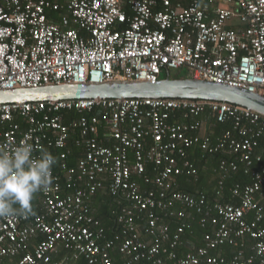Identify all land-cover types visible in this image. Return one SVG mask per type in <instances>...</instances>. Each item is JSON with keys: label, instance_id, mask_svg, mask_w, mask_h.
Listing matches in <instances>:
<instances>
[{"label": "built area", "instance_id": "obj_1", "mask_svg": "<svg viewBox=\"0 0 264 264\" xmlns=\"http://www.w3.org/2000/svg\"><path fill=\"white\" fill-rule=\"evenodd\" d=\"M49 13H57L59 20L52 21ZM183 67L193 79L264 97V0H205L202 7L200 0H0V90L113 81L154 84ZM70 113L76 117L65 123ZM203 116L232 129L212 144L208 135H200ZM72 132L82 155L70 167ZM26 136L61 152L52 171L53 188L39 193L32 214L0 218V264H73L79 258L87 264H264V206L259 201L264 156L256 152L264 139V117L258 113L180 99L0 104V144L19 143ZM196 147L230 157L219 166L220 189L240 167L250 177V184L232 190L238 205H210L203 194L175 191L177 177L197 174L187 155ZM148 164L156 173L155 189L142 191L135 179L150 182ZM106 182L111 197L128 203L119 206L111 237L88 205ZM175 204L195 210L202 215L200 224L213 228L204 248L181 257L176 249L185 226L171 234L164 218L154 213L173 217ZM184 215L179 211L177 218ZM246 239L253 242L248 257ZM224 246L234 248L231 258L210 255Z\"/></svg>", "mask_w": 264, "mask_h": 264}, {"label": "trees", "instance_id": "obj_2", "mask_svg": "<svg viewBox=\"0 0 264 264\" xmlns=\"http://www.w3.org/2000/svg\"><path fill=\"white\" fill-rule=\"evenodd\" d=\"M55 17V16H53ZM99 117L102 114L94 113ZM68 118L65 119V123L68 122V119H74L76 117L75 114H68ZM210 132L208 137L212 144H214L216 137L221 134L223 131L231 130L232 127L230 124H216L210 123ZM103 131L100 132V137H102ZM77 133L72 132L68 141V151L69 155L67 156L66 164L70 167L75 166L77 159L82 155L81 150L76 146ZM106 144V143H105ZM49 151L55 158L58 157L61 151L56 149H46ZM256 152L264 156V139H260L258 141V147ZM188 160L194 166L197 171L195 176L183 174L176 179V188L175 191L185 193L188 195L197 196L199 194H203L208 204L212 205L214 203L220 204H233L238 205L239 200L232 196V190L236 186H245L251 183V179L248 175L243 173L242 167L235 172L230 173L222 182V188L219 187V182L221 181V173L219 170V166L222 161L228 160L230 157L225 155L224 153L217 154H205L199 148H194L187 152ZM156 173L153 171V166L148 164L146 166L145 177L149 179L150 182L146 183L143 178H136L135 181L140 187L142 191L154 190L155 186L151 183L152 179L155 177ZM39 203V194H37L32 201V209L37 207ZM90 211L92 215L100 221L102 227L106 231V236L111 237L115 231L116 226V217L118 215L119 206L126 205L128 203L113 198L111 196L103 195L102 193H97L94 197H91L88 201ZM120 203V204H119ZM174 212L173 217H165V213L154 210L156 215L161 216L163 222L168 224L169 232L172 234L176 231L177 228L184 225V230L181 235V239L179 245L176 249L178 255L184 256L188 252L191 251L192 248H204L205 236L211 234L213 228L210 224H205L202 226L200 224V220L202 219V215L197 214L195 210L185 209L179 204H175L171 207ZM179 211L185 212L183 218L178 219L177 214ZM144 225V223H142ZM142 228H144L142 226ZM143 231V230H142ZM144 233V232H143ZM246 240V244L243 247L244 253L245 249L249 245V242ZM234 253V248L229 246L221 247L215 251H211L210 255L212 256H221L224 258H229L230 255ZM112 257L116 260V262H120V258L116 257L115 254H112ZM79 264H87L85 261H80ZM140 264H151L146 261H141Z\"/></svg>", "mask_w": 264, "mask_h": 264}, {"label": "water", "instance_id": "obj_3", "mask_svg": "<svg viewBox=\"0 0 264 264\" xmlns=\"http://www.w3.org/2000/svg\"><path fill=\"white\" fill-rule=\"evenodd\" d=\"M180 99L226 103L264 117V97L244 89L209 81L171 80L169 73L157 83L113 81L103 84H63L40 88L0 90V104L77 99Z\"/></svg>", "mask_w": 264, "mask_h": 264}, {"label": "clouds", "instance_id": "obj_4", "mask_svg": "<svg viewBox=\"0 0 264 264\" xmlns=\"http://www.w3.org/2000/svg\"><path fill=\"white\" fill-rule=\"evenodd\" d=\"M55 157L26 136L19 143L0 144V218L27 217L39 193L53 188Z\"/></svg>", "mask_w": 264, "mask_h": 264}, {"label": "crops", "instance_id": "obj_5", "mask_svg": "<svg viewBox=\"0 0 264 264\" xmlns=\"http://www.w3.org/2000/svg\"><path fill=\"white\" fill-rule=\"evenodd\" d=\"M57 2H59L60 4H64V2H65V0H57ZM219 5L221 6V7H223L224 5L222 4V3H219ZM200 6L202 7V6H205V0H200ZM214 7L215 6H213L211 9H210V11H209V13H210V15L211 16H213V9H214ZM53 16H55V17H53ZM49 18L52 20V21H58L59 20V15L57 14V13H49ZM233 27V29H236L238 26H237V23H235V22H233V24H231ZM170 74V73H169ZM201 121H203L204 123H203V126H202V128H201V130H200V135L203 137V136H206V135H208L209 134V132H210V128H209V125H210V123H211V119H209V117H207V116H203L202 117V119H201ZM207 123L209 124V125H207ZM102 138V137H101ZM102 193L103 195H108V196H110L109 195V193H108V183L106 182V185H105V187L103 188V189H101V190H99L97 193ZM97 193L95 194V195H97ZM94 195V196H95ZM94 196H92V197H94ZM193 196V195H192ZM259 201H260V203H261V205L262 206H264V196H261L260 198H259ZM88 205H89V203H88ZM95 218V217H94ZM116 231V230H115ZM35 240V239H34ZM36 240H38V238L36 239ZM246 240H249V239H246ZM249 242V245H247V247H250V249L249 248H247V249H245V255L248 257V256H250L251 254H252V251H251V248H252V245H253V242H251V244H250V241H247V243ZM245 244H246V241H245ZM233 254V253H232ZM232 257V255H230V257L229 258H231ZM228 259V258H227ZM55 260H58V258H56ZM80 261H82V259H78L77 261H75V262H73V264H79V262ZM84 261V260H83ZM6 263L7 264H10L11 263V261H6ZM13 263H15V261H13Z\"/></svg>", "mask_w": 264, "mask_h": 264}, {"label": "rangeland", "instance_id": "obj_6", "mask_svg": "<svg viewBox=\"0 0 264 264\" xmlns=\"http://www.w3.org/2000/svg\"><path fill=\"white\" fill-rule=\"evenodd\" d=\"M165 77H166V75H162L160 77V80L164 79ZM169 78L171 80L191 78V71L188 68L183 67V68H181L179 70L171 71L170 74H169Z\"/></svg>", "mask_w": 264, "mask_h": 264}]
</instances>
